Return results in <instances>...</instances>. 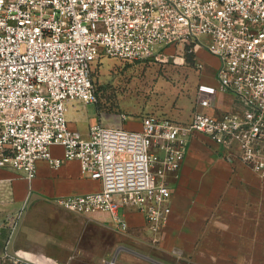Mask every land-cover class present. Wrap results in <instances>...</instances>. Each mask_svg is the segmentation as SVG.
<instances>
[{
	"label": "built area",
	"instance_id": "obj_1",
	"mask_svg": "<svg viewBox=\"0 0 264 264\" xmlns=\"http://www.w3.org/2000/svg\"><path fill=\"white\" fill-rule=\"evenodd\" d=\"M186 43L217 59L218 89L233 93L238 108L217 112L211 89L200 88L186 121L147 113L139 128L101 121L86 133L71 127L73 103L98 100L100 58L162 60ZM199 137L264 179V0H0V167L31 179L40 160L62 165L51 150L60 145L101 188L54 202L77 214L110 212L121 230L128 224L118 208L133 205L156 233L172 212L168 179ZM20 216L8 218L12 231ZM6 255L12 264H38Z\"/></svg>",
	"mask_w": 264,
	"mask_h": 264
},
{
	"label": "crops",
	"instance_id": "obj_2",
	"mask_svg": "<svg viewBox=\"0 0 264 264\" xmlns=\"http://www.w3.org/2000/svg\"><path fill=\"white\" fill-rule=\"evenodd\" d=\"M229 96L232 102L225 109L220 106V111L238 108L237 97ZM74 108L72 105L68 111L70 125L86 133L91 123L81 125L80 116L72 111ZM206 141L194 139L178 176L169 177L172 212L158 232L149 228L143 212L133 205L118 208L128 224L126 230L116 227L110 212L87 214L119 233L120 246L125 251L120 264H264V249L256 244L263 226V214L257 217L256 209L261 203L263 207L264 179L247 167L208 169ZM51 150L63 158L62 165L54 168L48 161L40 160L31 179L23 170L0 167V264H12L6 254L22 256L14 245H9L6 218L19 210L13 209L24 204L31 192L53 199L101 188L98 180L82 175L77 159L64 158L60 145H53ZM197 151L204 153L200 155ZM216 151L219 153L217 148ZM228 163L241 165L237 160ZM112 254L118 261V247Z\"/></svg>",
	"mask_w": 264,
	"mask_h": 264
},
{
	"label": "rangeland",
	"instance_id": "obj_3",
	"mask_svg": "<svg viewBox=\"0 0 264 264\" xmlns=\"http://www.w3.org/2000/svg\"><path fill=\"white\" fill-rule=\"evenodd\" d=\"M167 52L168 56L162 60L100 58L93 73L97 102L73 103L75 108L72 111L80 116L81 125L101 121L113 126L139 128L142 116L147 113L186 121L196 109L200 88L208 92L211 89L207 94L218 108L229 107L232 102L229 95L234 94L218 89L214 76L217 59L214 56L205 50L193 51L191 43L172 46ZM201 62L203 68L198 66ZM205 139L208 169L245 168L236 163L229 164L222 157V148ZM209 156L216 158L209 159ZM16 209L19 210L6 218L8 220L21 211L13 231V222L8 221L9 245H14L20 255L38 264H104L103 260L111 259L117 247L120 252L118 263L123 261L125 251L121 249L119 233L113 227L63 209L46 194L31 192L24 204L13 210ZM259 214H263V226L257 236L260 241L256 244L264 249V202L263 207L261 203L256 209V216Z\"/></svg>",
	"mask_w": 264,
	"mask_h": 264
}]
</instances>
